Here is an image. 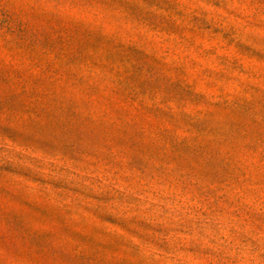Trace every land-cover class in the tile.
Masks as SVG:
<instances>
[{"label": "rangeland", "instance_id": "rangeland-1", "mask_svg": "<svg viewBox=\"0 0 264 264\" xmlns=\"http://www.w3.org/2000/svg\"><path fill=\"white\" fill-rule=\"evenodd\" d=\"M0 264H264V0H0Z\"/></svg>", "mask_w": 264, "mask_h": 264}]
</instances>
